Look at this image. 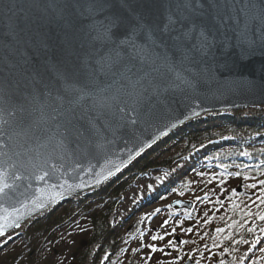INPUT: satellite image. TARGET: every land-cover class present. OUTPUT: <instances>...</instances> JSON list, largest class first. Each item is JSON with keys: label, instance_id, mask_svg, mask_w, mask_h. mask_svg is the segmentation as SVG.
Segmentation results:
<instances>
[{"label": "water", "instance_id": "water-1", "mask_svg": "<svg viewBox=\"0 0 264 264\" xmlns=\"http://www.w3.org/2000/svg\"><path fill=\"white\" fill-rule=\"evenodd\" d=\"M86 2L6 0L0 7V96L11 102L7 107L22 105L26 109L24 123H19L18 113L16 123L6 126V134L0 137L6 145L0 148V153H6L0 155V169L13 185L0 204L9 213L19 210L18 220L17 213L8 217L10 226L0 239L40 214L58 210L75 196L113 185L172 132L204 114L264 108V42L255 26L252 39L256 42L249 47L237 39L240 26L227 20L223 31L228 47L218 44L196 62L184 60L178 50L158 46L153 63L135 62L127 73L129 83L121 77L127 61L111 69L97 63V50L103 54L109 46L102 48L93 40L97 33L89 26L106 23V17L112 15L123 16L130 24L136 23L133 16H139L149 25H162L166 12H175V5L166 6L165 0H127L129 10L121 7L120 0H108L109 7L89 15L84 13ZM256 3L260 5L261 0ZM239 7L240 0H236L237 15ZM223 11L233 15L231 0L223 4ZM137 43L145 41L137 38ZM170 64L191 86L175 80ZM145 72L149 75L135 83ZM163 88L168 91L153 94L154 89ZM81 95L83 99H77ZM104 97L118 100L101 114L95 104ZM133 106L141 113L134 125L125 122L127 117L121 119L125 114L118 111L125 107L130 112ZM53 108L65 114L57 122L71 120L64 137L54 135L56 122L27 126L39 120L42 111L51 114ZM29 112L31 116H27ZM45 172L50 178L42 182L38 177ZM176 206L191 209L193 205L177 202ZM22 236L7 240L0 252Z\"/></svg>", "mask_w": 264, "mask_h": 264}, {"label": "trees", "instance_id": "trees-1", "mask_svg": "<svg viewBox=\"0 0 264 264\" xmlns=\"http://www.w3.org/2000/svg\"><path fill=\"white\" fill-rule=\"evenodd\" d=\"M225 132L237 136L238 144L227 145L217 154L220 169L208 166L193 170L188 177L183 178V172L177 175L182 178L176 190L207 191V198L192 216L177 217L152 234L149 247L137 263L125 262L126 245L119 248L117 240L128 234L118 235L110 224L123 179L112 189L103 187L89 199L78 197L54 213L39 216L24 231L20 243L23 252L17 257L18 263L15 262L87 264L97 247L95 258L109 254L107 264H185L188 260L193 264H235L238 252L264 227V220L260 219L264 216V108L234 110L225 118L209 115L205 122L193 121L169 138L171 146L185 139L174 153L166 155L165 143H160L142 161L133 164L128 175H143L158 166V162L171 160L179 150L185 153L192 144L200 147L203 136H207L209 143ZM241 132L260 138L243 141L238 137ZM242 149L248 153L245 159L241 158ZM175 181L168 182L162 191H167ZM189 181L195 185L188 188ZM72 236L86 239L87 245L71 258L64 249L73 242ZM247 264H264V241Z\"/></svg>", "mask_w": 264, "mask_h": 264}, {"label": "snow or ice", "instance_id": "snow-or-ice-1", "mask_svg": "<svg viewBox=\"0 0 264 264\" xmlns=\"http://www.w3.org/2000/svg\"><path fill=\"white\" fill-rule=\"evenodd\" d=\"M5 2L6 0H0V7ZM227 2L228 0H165L166 6L169 4L175 5V12H166L162 25L159 23L149 25L139 16H133L136 21L135 24H130L127 19L120 15L106 17V23L100 22L98 25L89 26L90 29L97 33L92 39L98 40L102 48L105 45L109 46L103 54H100V50H97L99 55L97 63L102 68L108 67L111 69L122 61H127L124 65L125 71L121 73V77L132 83L127 73L132 72V67L135 66L136 61H139L141 65L153 63L155 48L158 46L178 50L183 53L184 60L196 62L197 57L202 59L207 56L218 44L223 45L225 48L228 47V37L223 29L229 19L240 26L237 32V39L241 45L251 47L255 44L256 41L252 39L253 26H255V31L259 33V40L264 42V0H261L260 5L256 3V0H240L238 15L236 14V0H231L233 12L231 16L225 15L223 11V4ZM120 4L121 7L129 9L127 0H120ZM109 6L108 0H87L84 13L95 15ZM241 19L243 21L242 26ZM122 31L124 32L123 38H121ZM137 38H143L145 43H137ZM169 71L173 73L175 80H178L180 84L191 86V82L176 69L174 64H170ZM148 75L149 73L145 72L135 83H139L140 80H143ZM178 86L176 85V87ZM77 91L82 92L80 89H77ZM144 91L147 92L148 89H144ZM164 91H168V89H154L153 94L159 96ZM57 99L63 100L62 97ZM77 99H83V95L77 97ZM115 100H118V97H104L96 102L95 107L101 114H104L106 111L111 110L113 107L112 102ZM74 102L69 101V103ZM136 103L139 104L140 101L137 100ZM10 104V101L0 96V137L6 134V126L10 128L16 123L18 113L20 114L19 123L23 124L26 119V109L22 105L6 106ZM118 111L125 114L121 119L127 117L125 122L128 124L134 125L141 118V113L136 106H133L130 112L126 111L125 107H119ZM193 114L195 115V113ZM64 115L58 108H53L51 114H45L42 111L39 120L34 119L27 126L31 128L39 126L40 123L56 122L54 123V128L56 129L54 135L58 134L60 137H64L68 131L66 125L71 123V120L67 118H65V122H57L58 117ZM27 116H31V113H27ZM60 143H63L62 139ZM5 146L3 141L0 140V148ZM0 155H6V153H0ZM5 175V171L0 169V199L6 197L9 194V190L13 187L7 182ZM48 178H50L48 172L38 177L42 182ZM16 179H20V177L16 176ZM60 187H63V185ZM37 206L40 208L44 207L43 204H38ZM0 212L4 213V215H0V221H3V223H0V235H2L4 228L10 226L8 217L13 215V213H17L16 219L18 220L19 210L13 209V213H9L0 204ZM260 219L264 220V216H261ZM12 223H15V220Z\"/></svg>", "mask_w": 264, "mask_h": 264}, {"label": "rangeland", "instance_id": "rangeland-1", "mask_svg": "<svg viewBox=\"0 0 264 264\" xmlns=\"http://www.w3.org/2000/svg\"><path fill=\"white\" fill-rule=\"evenodd\" d=\"M230 112L231 111H219L207 113L193 121L201 120L202 122H205L208 120L209 115H219L220 117L225 118ZM218 128H221V126ZM176 131L172 132L171 135ZM202 133H199V135ZM171 135L168 137H171ZM205 137L207 136H203L202 145L200 147L198 146V148H196V145L192 144L189 151L185 153L180 150L177 151L171 160L166 163H163L164 161L158 162V166L146 171L143 175L131 176L126 174L121 179H118V182L107 187L112 189L120 182V180H124L123 185L118 192L117 205L111 215L110 224L111 228L117 232L118 235L123 234V232L128 234L127 237L125 235V237H119L117 240V246H119V248L126 245L125 253L123 255L125 257V262L134 261L137 263L143 251L149 247L151 242L150 236L152 234L161 231L166 225L171 224L173 220L179 216L186 217L193 214L198 210L202 201L207 198V191H200L197 193L196 189H193L191 193H186L185 190H176L178 185H181L180 179L183 176L188 177L195 169L206 168L208 166H215V168L220 169L221 166L219 159H217V154L222 152V148L227 145L238 144V138L237 136L231 135L230 132H225L217 141L208 143L206 142L207 138ZM238 137L239 139H243V141L250 138H260V136H252L245 132H241ZM184 140L185 139L178 140V142L172 146V141L166 142L163 151L166 155L171 154L175 149L184 144ZM241 152V158L245 159L248 157V153L245 150L242 149ZM162 155L158 156L162 157ZM182 172L184 175H182L181 178H177V175ZM173 180L176 181L170 185V188L166 192L163 193L162 189L164 186ZM194 185L193 181H189L187 186L189 188ZM189 190H191V188ZM94 192L95 191H90L75 196L71 201L78 197L89 199ZM179 201L193 203V206L195 203H198V205L191 209L179 208L176 207V203ZM56 211L50 210L42 215L51 214ZM37 218L28 222L20 231L24 232L28 228V225L36 221ZM72 238L74 239L73 242L64 249L66 255L71 258L75 252H79L78 249L80 247H86L87 245V240L82 237L72 236ZM263 238L264 227L255 232L250 238L249 243L240 250L236 256L235 264H245L254 246ZM21 240L10 244L5 250L0 252V264L18 263L17 260L19 258L17 257L23 252V247L21 248L20 244ZM177 240L180 241V239ZM3 243H5V239L0 240V245ZM98 250L97 247L93 249L91 256L88 258L87 264L108 263L110 259L109 254L103 256H100L99 254V257L95 258ZM67 264L78 263L72 261Z\"/></svg>", "mask_w": 264, "mask_h": 264}]
</instances>
